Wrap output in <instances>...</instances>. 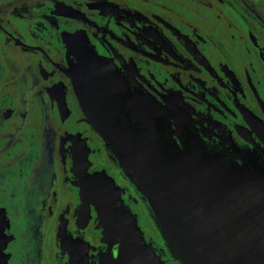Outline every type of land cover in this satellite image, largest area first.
<instances>
[{
	"label": "flooded vegetation",
	"instance_id": "obj_1",
	"mask_svg": "<svg viewBox=\"0 0 264 264\" xmlns=\"http://www.w3.org/2000/svg\"><path fill=\"white\" fill-rule=\"evenodd\" d=\"M179 124L264 158V0H0V264H98L104 175L171 264L117 149Z\"/></svg>",
	"mask_w": 264,
	"mask_h": 264
},
{
	"label": "water",
	"instance_id": "obj_2",
	"mask_svg": "<svg viewBox=\"0 0 264 264\" xmlns=\"http://www.w3.org/2000/svg\"><path fill=\"white\" fill-rule=\"evenodd\" d=\"M85 106L90 109L88 101ZM119 109L113 114L121 115ZM152 134L120 135L131 149L119 139L117 155L170 257L179 264H264V158L218 153L188 136L177 145L164 132ZM101 180L96 211L106 249L98 264H164L114 182Z\"/></svg>",
	"mask_w": 264,
	"mask_h": 264
},
{
	"label": "rangeland",
	"instance_id": "obj_3",
	"mask_svg": "<svg viewBox=\"0 0 264 264\" xmlns=\"http://www.w3.org/2000/svg\"><path fill=\"white\" fill-rule=\"evenodd\" d=\"M177 134H176V136H175V142H176V144H179V145H181L182 143H183V134H184V132L186 131L185 129H184V127H183V125H181V124H179V125H177ZM104 178H106L105 179V181L106 182H109V181H112L113 182V180H111V179H109L108 177H106L105 175H104ZM119 190V189H118ZM119 195H120V193H119ZM97 203V202H96ZM124 206H125V204H123ZM147 205V204H146ZM126 207V206H125ZM147 208H148V206H147ZM148 210H149V208H148ZM149 212H150V210H149ZM151 214V213H150ZM96 215H97V211H96ZM98 216V215H97ZM151 217H152V215H151ZM98 224H99V220H98V218H97V228L100 230V239L102 238V229L100 228V227H98ZM100 244L101 245H103L104 246V251H105V249H106V245L104 244V243H102L101 241H100ZM171 258V257H170ZM170 262H171V264H179V262H177V261H175V260H173L172 258H171V260H170Z\"/></svg>",
	"mask_w": 264,
	"mask_h": 264
},
{
	"label": "trees",
	"instance_id": "obj_4",
	"mask_svg": "<svg viewBox=\"0 0 264 264\" xmlns=\"http://www.w3.org/2000/svg\"><path fill=\"white\" fill-rule=\"evenodd\" d=\"M170 255V254H169Z\"/></svg>",
	"mask_w": 264,
	"mask_h": 264
}]
</instances>
